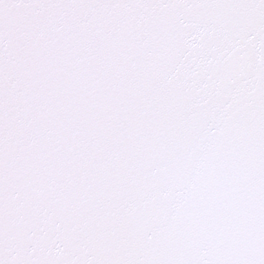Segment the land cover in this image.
Listing matches in <instances>:
<instances>
[{
	"label": "snow or ice",
	"instance_id": "obj_1",
	"mask_svg": "<svg viewBox=\"0 0 264 264\" xmlns=\"http://www.w3.org/2000/svg\"><path fill=\"white\" fill-rule=\"evenodd\" d=\"M0 264H264V0H0Z\"/></svg>",
	"mask_w": 264,
	"mask_h": 264
}]
</instances>
